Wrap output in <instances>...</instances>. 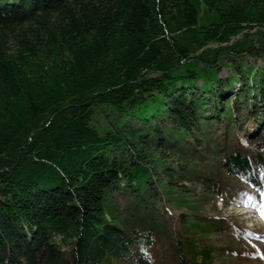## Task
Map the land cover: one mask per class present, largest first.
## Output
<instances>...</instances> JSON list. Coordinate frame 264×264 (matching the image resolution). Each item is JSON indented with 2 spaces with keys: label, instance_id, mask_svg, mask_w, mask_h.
I'll return each mask as SVG.
<instances>
[{
  "label": "trees",
  "instance_id": "16d2710c",
  "mask_svg": "<svg viewBox=\"0 0 264 264\" xmlns=\"http://www.w3.org/2000/svg\"><path fill=\"white\" fill-rule=\"evenodd\" d=\"M259 61L264 0H0V264H217L184 183L257 184Z\"/></svg>",
  "mask_w": 264,
  "mask_h": 264
},
{
  "label": "rangeland",
  "instance_id": "374dc122",
  "mask_svg": "<svg viewBox=\"0 0 264 264\" xmlns=\"http://www.w3.org/2000/svg\"><path fill=\"white\" fill-rule=\"evenodd\" d=\"M248 62L253 63L252 60ZM258 64L264 66V61ZM226 72L222 71L221 79L226 77ZM246 127L247 122L241 120L238 129L240 142L252 155L264 159V133L262 140L251 141L246 135ZM208 168L198 164L195 173L203 175ZM211 177L214 181H185L184 184L190 190L191 198H202V214L222 223L211 237L216 245L224 243L228 249L220 250L216 263L264 264V170L258 172L257 184L216 169ZM137 250L153 264H173V251L166 239H160L152 246H139Z\"/></svg>",
  "mask_w": 264,
  "mask_h": 264
},
{
  "label": "snow or ice",
  "instance_id": "6c2138e0",
  "mask_svg": "<svg viewBox=\"0 0 264 264\" xmlns=\"http://www.w3.org/2000/svg\"><path fill=\"white\" fill-rule=\"evenodd\" d=\"M262 216H264V212H262Z\"/></svg>",
  "mask_w": 264,
  "mask_h": 264
},
{
  "label": "water",
  "instance_id": "95a60500",
  "mask_svg": "<svg viewBox=\"0 0 264 264\" xmlns=\"http://www.w3.org/2000/svg\"><path fill=\"white\" fill-rule=\"evenodd\" d=\"M11 170H13V168Z\"/></svg>",
  "mask_w": 264,
  "mask_h": 264
}]
</instances>
